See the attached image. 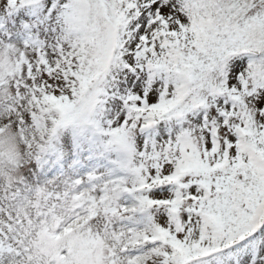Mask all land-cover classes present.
Segmentation results:
<instances>
[{"label":"snow or ice","instance_id":"snow-or-ice-1","mask_svg":"<svg viewBox=\"0 0 264 264\" xmlns=\"http://www.w3.org/2000/svg\"><path fill=\"white\" fill-rule=\"evenodd\" d=\"M0 264H264V0H0Z\"/></svg>","mask_w":264,"mask_h":264}]
</instances>
